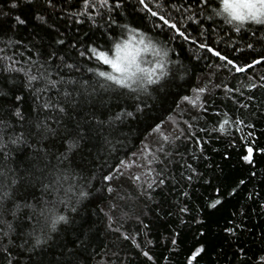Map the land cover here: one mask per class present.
Here are the masks:
<instances>
[{"label": "trees", "instance_id": "16d2710c", "mask_svg": "<svg viewBox=\"0 0 264 264\" xmlns=\"http://www.w3.org/2000/svg\"><path fill=\"white\" fill-rule=\"evenodd\" d=\"M169 2L179 4L187 3L188 0ZM10 3L11 0H0V27L3 29L0 31V48L5 47L2 41L9 37L21 40L20 45H12L6 51L10 55L15 52V58L23 63L29 58L28 47H31L32 43L43 42L47 45L56 34L46 27L37 26L32 19L35 10L43 8L42 0H33L31 6L21 2L18 9L11 11ZM218 3L219 0H215L213 6H218ZM135 4L136 0H126V12L120 18L121 22L130 21L141 26H150V20L147 24L143 23L142 13L133 12ZM77 5L78 0H56L55 10H48L50 19L56 21L57 28L66 34L68 42L77 35L83 37L84 33L89 32V24L77 25L74 20L68 19V14L77 10ZM210 11L211 9H208L199 17L208 33L206 37H199L201 41L208 39L213 47L238 65L256 58L258 51H264V42L257 43L258 39L264 37V25L247 23L237 33L231 25L224 23L222 17L205 19ZM3 13L8 15L4 16ZM15 15L27 17V25L13 29L11 18ZM199 21L185 24V28L193 36H198L201 30ZM93 32L94 42L103 44L100 32L94 29ZM168 35L170 34H165L163 38L167 39ZM89 42L91 41L85 40V43ZM249 43L254 45L255 51L247 49L246 45ZM172 45L175 51L170 55L175 58L176 53H179L184 66V69L175 71L187 70L185 80L178 81L179 86H166L164 91H153L151 96L141 95L143 111L137 112L134 118L111 125L94 126V131L90 133L91 139L84 144L81 152L73 157L74 174L80 178L75 187H83L91 195L77 201L76 196L69 193L71 202L68 209L57 204V211L65 214L68 222L59 224L57 231L51 233L48 242L42 246L31 247L32 239L21 235L20 231L12 233L8 239H0V248H10L13 264H67L69 260L75 264H186L187 256L200 245L205 246V251L194 264H252L256 256L264 251V208L261 207L264 204V152L258 151L264 149V87L254 89L247 87L249 83H264L259 79L264 76V64L244 73H237L230 67L225 68L224 61L212 57L206 51L197 52L196 47L190 43L177 39ZM237 48L242 51H235ZM64 50H67L68 56L71 57L68 62L75 61L81 68L80 72L63 69L64 75L93 80L92 74L84 69L96 67L95 61L79 57L68 48L67 42L61 49ZM35 51L36 49H33V52ZM194 55H199L201 59L197 61ZM146 59L151 57L146 55ZM197 77L200 79L197 80ZM3 79L0 77V82ZM209 79L212 81L208 85L210 94L203 97L207 102V111L198 112L180 101V96L191 95L192 88L207 84ZM216 84H227L229 88L239 91L226 95L222 86L213 88ZM4 91H7V88ZM8 96L10 97L11 93H8ZM100 99L104 101V105L97 99L82 110L72 113L85 128L90 123L94 125L95 119L107 121L110 116L119 113L121 108L132 110L135 103L124 92L101 94ZM33 103L32 93L25 91L21 107L26 114L30 112ZM177 104H180L179 108ZM244 104L248 107H243ZM7 106V100L0 99V116L6 118ZM170 112L181 122L182 128H186L183 124L185 120L193 123L195 138L206 141L201 145L202 154L193 141H186L183 138L177 141L173 151L178 155H171V162L167 166L170 178L165 186L152 192L151 201L143 197L139 199L129 197V194L135 196V189L128 180L127 173L112 182V186L123 199L118 198L116 193L100 194L98 190L102 184V174H107L121 159H126V154L136 152L141 140H149L145 135L149 126L165 120L163 127L165 133L175 131L174 126L167 122ZM224 112L233 120L239 117L245 121L240 131L231 126L226 134L213 131L218 126V120L223 118L215 113ZM51 115L56 116V113ZM194 116L198 119L192 120ZM40 118L43 119V114ZM30 119L35 120L36 114L32 113ZM12 123L19 129V124ZM249 123L253 125L252 128L247 127ZM200 129L204 131H199ZM150 142L155 145L154 139ZM59 143V139L49 141L47 145L49 151L57 153L58 150H62L59 149ZM41 146L43 145L29 140V144L20 146L19 150H12L10 146L7 150L9 152L7 161L0 157V166L6 165L17 176L24 178V182L17 189V196L21 199L24 197L31 199L32 195H40L39 184L32 189L27 187V181L30 173L38 175L33 168V164L36 163L34 157L38 159L34 149ZM247 147L253 148L252 165L241 159L247 154ZM190 156H196L197 159L192 160ZM52 163L55 164L56 161L53 159ZM185 163H191L201 174L202 179L194 178L191 184L183 180L181 174L188 175L183 167ZM136 171L135 168L131 169V172ZM253 172L254 177L251 175ZM171 177H175V182ZM51 179L54 177L49 175L45 182ZM241 179L245 183L240 185L235 193L229 195ZM73 183L69 177L63 184L60 189L61 199L64 198V189ZM182 191H187L188 197L180 195ZM250 194L251 199L248 198ZM216 198H220L222 203L216 208H208L207 205ZM110 203L115 207L110 209ZM182 206H187L189 212L180 217L178 207ZM73 207L75 211L71 210ZM27 212L28 209H21L16 220L10 215L7 219L12 221L14 226L17 223H24L20 217ZM106 212L114 219L111 226L104 214ZM181 218L186 221L183 225L179 222ZM197 219L202 220L203 224H196L194 221ZM229 221L242 224L241 228L236 229L237 236L232 241H228L227 233L223 232L225 227L231 226ZM144 225L148 227L145 228ZM28 230L27 226L22 229L25 233ZM173 231L179 233L175 246L170 241ZM201 231L204 235H200ZM125 236L130 239H124ZM22 244H25L23 249L19 247ZM137 244L139 247H136ZM241 247L246 250L245 259H241L237 254ZM143 251L149 252L153 259L148 260L141 255ZM7 258V254L0 253V264H7Z\"/></svg>", "mask_w": 264, "mask_h": 264}, {"label": "snow or ice", "instance_id": "6c2138e0", "mask_svg": "<svg viewBox=\"0 0 264 264\" xmlns=\"http://www.w3.org/2000/svg\"><path fill=\"white\" fill-rule=\"evenodd\" d=\"M21 2L29 6L33 4V0H11L9 10L18 9ZM42 3L43 8H37L32 19L37 26L46 27L50 32H55V37L48 41L47 45L43 42L32 43L31 47H28L29 58L23 63L15 58V52L10 55L6 51L12 45H20L21 40H13L9 37L6 41H2L5 47L0 48V77L4 78L0 82V99H6L8 103L5 109L6 118L0 116V157L7 161L9 155L7 150L10 146L12 150H19L20 146L28 145L29 140L43 145L34 149L38 159L34 157L36 163L33 164V168L38 175L30 173L27 181V187L32 189H35L37 183L39 184V196L32 195L31 199L19 198L17 189L24 182V178L17 176L6 165L0 166V239H8L12 233L20 231L21 235L32 239L31 247L33 248L46 244L51 233L57 231V226L68 222V217L57 211V204L68 209L71 202L69 193L76 196L77 201L91 195L83 187H75L80 178L74 174L73 157L81 152L84 144L91 139L90 133L94 131V126L111 125L114 122L134 118L137 112L143 111L141 95L151 96L153 91H164L166 86H179L177 82L185 80L187 70L175 71L184 69L179 53H176L175 58L170 55L175 51L173 41L180 39L190 43L196 47L197 52L206 51L212 57L224 61L225 68L230 67L237 73H244L257 65L264 64V51H258L256 58L238 65L233 59L213 47L208 39L203 41L199 39V37L208 36L203 21H199V17L208 9L211 11L205 19L213 20L214 17H222L224 23L231 25L237 33L247 23L264 25V0H219L218 6H213L215 0H194V2L188 0L187 3L179 4L170 3L169 0H155L154 3L153 0H136L133 12L142 13L143 23L147 24L150 20V26H141L130 21L121 22L120 18L126 12V0H78L77 10L70 12L68 19L74 20L77 25L89 24V32L84 33L83 37L75 36L70 42L67 41L66 34L59 31L56 21L50 19L48 10H55L56 0H42ZM3 15L7 16L8 13ZM11 19L13 29L26 26L28 23L27 17L22 15H15ZM198 21L201 30L198 36H193L187 31L185 24ZM93 29L100 32L103 44L94 42ZM2 30L0 27V31ZM165 34H170L167 39L163 38ZM85 40L91 42L85 43ZM66 42L68 48L76 52L79 57L95 61L96 67L84 69L92 74L93 80L76 79L64 75L63 69L81 71L75 61L68 62L71 57L68 56L67 50L61 51ZM261 42H264V37L257 40V43ZM246 47L255 51L252 43L247 44ZM33 49L36 51L33 52ZM235 51H242V49L237 48ZM146 55L151 59H146ZM194 59L199 61L201 57L194 55ZM199 79L197 77V80ZM259 79L264 81V76ZM211 83L209 79L207 84L192 88L191 95L180 96V101L198 112L207 111V102L203 97L210 94L208 85ZM221 86L226 95L239 91V89L229 88L227 84H216L213 88ZM247 87L249 89L264 87V83H249ZM5 88L7 91H4ZM25 91L32 93L34 101L28 114L21 107ZM119 92L126 93L135 102L132 110L121 108L119 113L110 116L107 121L95 119L94 125L90 123L87 128L73 117V112L82 110L97 99L101 105H104V101L100 99L101 94ZM8 93H11L10 97ZM249 99L252 98L249 97ZM177 107L179 108L180 104H177ZM243 107L247 108L248 105L244 104ZM32 113L36 114L35 120L30 119ZM51 113H56V116H52ZM41 114L43 119L40 118ZM215 114L223 118L218 120V126L213 131L226 134L229 126L240 131L241 126L245 124V121L239 117L235 120L231 119L227 112ZM89 119L91 120L92 117ZM196 119H198L197 116L192 117V120ZM12 122L19 124V129L15 128ZM167 122L174 126L175 131L165 133L163 130L165 120L149 126V130L145 133L149 140H141L136 152L126 154V159H121L107 174H102V184L98 190L100 194L116 193L118 198L123 199L119 196L118 190L112 186V182L127 173L128 180L135 189V196L129 194V197L135 199L143 197L151 201L152 192L156 188L165 186L170 178L167 166L171 162L170 156L178 155L173 151L177 141L181 138L193 141L202 154L201 145L206 141L195 138L193 123L185 120L183 124L186 128H182L181 122L171 112ZM247 127L252 128L253 125L249 123ZM56 139H59V149L62 150L51 153L47 147L48 142H54ZM151 139L155 140L154 146L150 142ZM258 151L264 152V149H258ZM246 152L247 154L241 159L246 164L252 165L254 163L253 148L247 147ZM190 158L197 159L196 156H190ZM53 159L56 161L55 164L52 163ZM183 167L188 175L185 176L182 173V179L189 184L194 178L202 179L201 174L191 163H185ZM133 168L137 171L131 172ZM49 175L54 179L45 182ZM251 175L254 177L255 173ZM69 177L74 183L68 184V187L64 189V198L61 199L60 189ZM171 179L175 182V177ZM244 183L245 181L241 179L229 195L235 193ZM216 191L219 192V189ZM180 195L188 197L189 194L187 191H182ZM248 198H252L251 194ZM221 203V199L216 198L207 207L216 208ZM113 207L115 205L110 203L109 208ZM261 207L264 208V204ZM21 209H28L27 214L20 217L24 223H17L14 226L7 217L10 215L13 220H16ZM71 210L76 209L73 207ZM188 212L187 206L178 207L180 217ZM104 214L111 226L114 222L113 217L108 212ZM169 215L172 214L169 213ZM179 222L181 225L186 223L182 218ZM194 222L198 225L203 224V221L199 219ZM229 224L231 226L225 227L223 232L227 233L226 239L232 241L237 236L236 229L241 228L242 224H235L232 221H229ZM25 226L29 229L26 233L22 231ZM144 227L147 228L148 225ZM178 234L173 231L170 236L173 246L177 244ZM200 235H204V232L201 231ZM124 239H130V237L125 236ZM25 244L19 247L23 249ZM136 247L139 245L137 244ZM204 251V245L196 247L187 256L186 264H194ZM0 253L7 254V264H13L10 248H0ZM237 254L241 259L247 258L246 250L242 247L237 250ZM141 255L148 260L153 259L147 251L141 252ZM67 264H75V262L69 260ZM252 264H264V251L256 256Z\"/></svg>", "mask_w": 264, "mask_h": 264}]
</instances>
